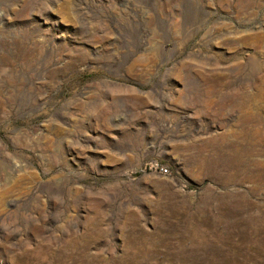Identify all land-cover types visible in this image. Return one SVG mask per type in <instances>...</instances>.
Returning a JSON list of instances; mask_svg holds the SVG:
<instances>
[{"label":"rangeland","instance_id":"rangeland-1","mask_svg":"<svg viewBox=\"0 0 264 264\" xmlns=\"http://www.w3.org/2000/svg\"><path fill=\"white\" fill-rule=\"evenodd\" d=\"M0 264H264V0H0Z\"/></svg>","mask_w":264,"mask_h":264},{"label":"built area","instance_id":"built-area-1","mask_svg":"<svg viewBox=\"0 0 264 264\" xmlns=\"http://www.w3.org/2000/svg\"><path fill=\"white\" fill-rule=\"evenodd\" d=\"M159 169H160L161 171H164V172H167V171H168V168H167L166 166H164V165H160V166H159Z\"/></svg>","mask_w":264,"mask_h":264}]
</instances>
